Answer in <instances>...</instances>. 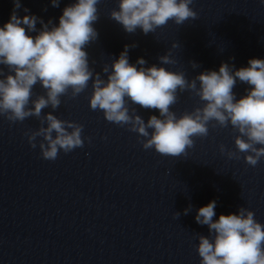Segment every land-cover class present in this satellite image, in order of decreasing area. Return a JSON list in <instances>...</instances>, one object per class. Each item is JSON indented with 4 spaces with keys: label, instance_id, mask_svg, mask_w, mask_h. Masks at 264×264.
Returning <instances> with one entry per match:
<instances>
[{
    "label": "clouds",
    "instance_id": "9594fccd",
    "mask_svg": "<svg viewBox=\"0 0 264 264\" xmlns=\"http://www.w3.org/2000/svg\"><path fill=\"white\" fill-rule=\"evenodd\" d=\"M193 2L119 0L118 10L113 9L109 18L121 24L127 33H135L139 28L147 35L170 20L183 25L189 19H198V13L190 7ZM51 3L53 7L59 6V0ZM100 3L101 0H77L63 9L58 26L49 28L52 21L45 24L40 19L42 30L33 37L28 32L37 31L39 18L19 17L15 10L21 5L14 0L10 20L0 27V66L8 69L5 74L0 68V117L10 124L23 123L30 117L39 120L40 127L28 129L24 135L33 149L38 144L43 159L55 161L61 151L67 154L83 148L85 139L91 143V137L82 136L83 124L59 119L52 112L42 115V110H56L63 96L75 99L91 80L90 109L102 111L108 122L137 133L145 150L154 148L162 156L186 157L188 149L194 147V137L208 136L209 124L213 128L230 125L238 135L234 138L237 151H227L228 158L239 160V153H245V162L255 167L264 158V59H250L248 67L235 71L222 63L218 72L205 71L188 80L183 71L156 65L145 68L143 58L136 62L141 65L139 68L130 64L128 51L136 45H125L119 58L112 62L111 71L108 65L103 67L105 80L90 68L84 50L98 38L93 24L99 18ZM177 47L178 43L172 44V48ZM158 59L162 65L177 63L170 51ZM192 67L198 65L193 62ZM237 79L252 86L239 100L233 92ZM37 83L45 94L33 100L32 90ZM185 91L199 97L202 105L178 117L171 108L178 102V94ZM129 102L158 110L159 117L152 115L145 122L136 108L130 109ZM38 137L42 139L38 141ZM220 151H226L224 145H220ZM215 208L213 200L200 207L195 216L196 223L209 229V236L197 235L200 264H264V224L255 219V213L242 206L238 214H221L214 220ZM190 211L191 206L184 214ZM175 216L179 218L180 213Z\"/></svg>",
    "mask_w": 264,
    "mask_h": 264
}]
</instances>
